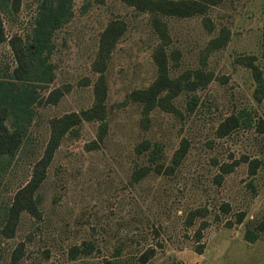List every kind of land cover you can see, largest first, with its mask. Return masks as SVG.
<instances>
[{
	"label": "rangeland",
	"instance_id": "1",
	"mask_svg": "<svg viewBox=\"0 0 264 264\" xmlns=\"http://www.w3.org/2000/svg\"><path fill=\"white\" fill-rule=\"evenodd\" d=\"M18 2L0 12V71L14 66L8 40L22 37L33 14L31 0ZM81 3L73 0L72 17L52 35L53 80L39 89L23 144L1 173L0 205L29 179L50 119L92 104L100 35L118 21L123 30L103 70L105 132L98 142L100 122L82 121L60 138L33 194L39 216L21 212L13 234L0 236V264H101L116 251L124 264H140L136 257L146 249L152 255L141 264H264V166L253 174L248 168L264 153V131L256 126L264 122V95L256 100L245 64L255 65L264 86V0H221L204 14L162 17L169 77L192 79L200 70L208 79L177 92L170 109L148 113L129 93L156 77L159 39L149 15L123 0L91 1L85 11ZM220 35L223 43L211 46ZM240 112L222 134L221 123ZM139 143L148 149L136 153ZM181 143L185 153L173 165ZM154 145L157 162L171 170L149 168L134 180L133 172L151 165ZM245 229L255 234L252 242L244 240Z\"/></svg>",
	"mask_w": 264,
	"mask_h": 264
},
{
	"label": "trees",
	"instance_id": "2",
	"mask_svg": "<svg viewBox=\"0 0 264 264\" xmlns=\"http://www.w3.org/2000/svg\"><path fill=\"white\" fill-rule=\"evenodd\" d=\"M34 4L33 14L28 22V28L22 37L13 35L8 40V45L14 61V66L9 69L4 65V70L0 71V176L10 163L13 155L20 149L27 134V127L34 115L32 106L39 100V89L45 88L53 80L52 65L48 62V57L53 50L51 41L53 33L72 17L73 0H31ZM81 10L85 11L91 1L102 3L103 0H81ZM137 11L146 12L150 18V25L159 39V44L154 47L152 60L156 67V77L146 88L134 90L129 93V97L141 103L143 113H148L152 108L170 109V100L182 89L193 90L198 85L203 84L208 76L200 71H192V79L188 73L177 78H170L168 75L167 58L164 46L168 42L167 27L162 17H188L196 14H204L206 10L221 2V0H123ZM18 0H0V12L8 8L16 10ZM122 25L110 22L102 31L99 39L96 60L93 63L94 71L98 72V77L93 84L92 104L77 112H69L60 117L52 118L49 121L48 139L41 156L33 163L29 179L18 188L8 205H0V236L10 237L13 234L15 225L21 212L38 217L39 211L37 201L34 198V191L39 186L45 176L46 167L49 164L54 149L57 147L60 138L66 132H74L75 126L82 121L97 120L99 131L98 142L102 140L105 132V84L103 80V70L109 52L118 36L122 32ZM122 29V30H121ZM264 36V29H263ZM224 36L213 38L211 46L217 47L223 43ZM5 40L0 18V43ZM245 64L249 66L256 80V100L260 101L264 95V86L261 82L258 70L248 59ZM52 93L49 94V96ZM195 105L194 98L190 99V107ZM240 112L237 116L227 118L220 125L221 133H226L236 126L239 118L243 115ZM257 128L264 131V122L257 120ZM148 149L146 143H139L135 151L142 153ZM160 147L154 145L148 153V167H139L138 171L132 173V178L136 180L151 168L155 172H161L171 168L165 167L157 162ZM185 153V145L181 143L174 150L171 156V163L177 165ZM260 165L264 166V153L260 159L248 161V168L251 174ZM169 170V171H170ZM228 170V169H227ZM226 171V170H225ZM244 240L252 242L255 234L245 229ZM152 255V249H146L136 257L138 263H144ZM117 251L111 258H104L101 264H124L116 259Z\"/></svg>",
	"mask_w": 264,
	"mask_h": 264
}]
</instances>
